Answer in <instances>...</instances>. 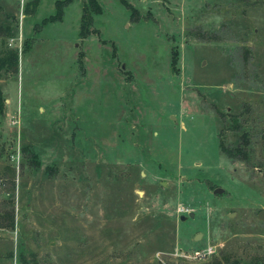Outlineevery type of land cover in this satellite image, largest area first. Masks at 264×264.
<instances>
[{
    "label": "rangeland",
    "instance_id": "1",
    "mask_svg": "<svg viewBox=\"0 0 264 264\" xmlns=\"http://www.w3.org/2000/svg\"><path fill=\"white\" fill-rule=\"evenodd\" d=\"M98 1L0 0V264H264V0Z\"/></svg>",
    "mask_w": 264,
    "mask_h": 264
},
{
    "label": "trees",
    "instance_id": "2",
    "mask_svg": "<svg viewBox=\"0 0 264 264\" xmlns=\"http://www.w3.org/2000/svg\"><path fill=\"white\" fill-rule=\"evenodd\" d=\"M39 0H32L33 5H36ZM72 0H55V11L48 16L43 17L42 22L54 21L62 18L64 6ZM82 1V12L80 17V33L86 35L92 31L90 25L92 23V17L94 13H100L102 8L98 0H81ZM125 5L129 6L126 0H120ZM130 7V6H129ZM4 30V29H3ZM10 30L7 26L5 31ZM171 63L174 65L176 60L177 52L175 49L171 50ZM19 58L20 51L18 45H11L7 42L5 37H0V79L4 74H16L19 69ZM6 96L2 90L0 84V116L5 113L6 110ZM233 118V117H232ZM236 119L233 118V121ZM236 125V123H235ZM240 142L235 144H225L219 137L218 132V146L219 149L229 158L242 157L246 155V145L248 143V134L246 131L242 130L239 134ZM8 202L13 205V200L9 199ZM6 218L5 226L13 225V212L5 210L3 215ZM222 258H226L224 254ZM19 264H33V262H28L23 252H20V263ZM198 264H220V260L217 257H212L206 263Z\"/></svg>",
    "mask_w": 264,
    "mask_h": 264
},
{
    "label": "built area",
    "instance_id": "3",
    "mask_svg": "<svg viewBox=\"0 0 264 264\" xmlns=\"http://www.w3.org/2000/svg\"><path fill=\"white\" fill-rule=\"evenodd\" d=\"M178 210L183 211L184 208L177 207ZM214 248L212 244H205L202 248H195L191 251L190 256L198 258V259H204L208 257L212 252Z\"/></svg>",
    "mask_w": 264,
    "mask_h": 264
},
{
    "label": "water",
    "instance_id": "4",
    "mask_svg": "<svg viewBox=\"0 0 264 264\" xmlns=\"http://www.w3.org/2000/svg\"><path fill=\"white\" fill-rule=\"evenodd\" d=\"M221 190H222V188H220L218 186L213 189V191H215V192H220ZM187 215L192 216L193 213L190 211ZM183 217H185V215H180V218H183ZM257 217L260 219L264 218V209H261L257 212ZM197 235H198V233H196L194 236H197Z\"/></svg>",
    "mask_w": 264,
    "mask_h": 264
},
{
    "label": "crops",
    "instance_id": "5",
    "mask_svg": "<svg viewBox=\"0 0 264 264\" xmlns=\"http://www.w3.org/2000/svg\"><path fill=\"white\" fill-rule=\"evenodd\" d=\"M8 100H9V98H8Z\"/></svg>",
    "mask_w": 264,
    "mask_h": 264
}]
</instances>
